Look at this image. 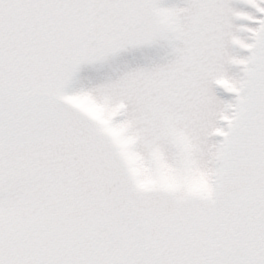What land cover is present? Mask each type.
<instances>
[{"label":"snow or ice","instance_id":"obj_1","mask_svg":"<svg viewBox=\"0 0 264 264\" xmlns=\"http://www.w3.org/2000/svg\"><path fill=\"white\" fill-rule=\"evenodd\" d=\"M0 264H264V0H0Z\"/></svg>","mask_w":264,"mask_h":264}]
</instances>
